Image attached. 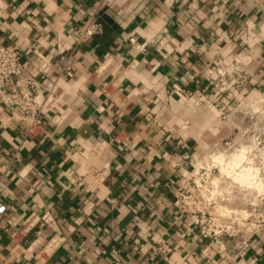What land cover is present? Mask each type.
Listing matches in <instances>:
<instances>
[{"label":"crops","instance_id":"1","mask_svg":"<svg viewBox=\"0 0 264 264\" xmlns=\"http://www.w3.org/2000/svg\"><path fill=\"white\" fill-rule=\"evenodd\" d=\"M93 1L0 0V43L56 83L38 134L0 106V264H264V235L241 250L211 242L177 203L186 156L225 142L220 113L264 92V0H106L102 34L75 48ZM217 54L258 61L233 96L206 89ZM61 56L72 77L54 68ZM5 219L29 231L14 240Z\"/></svg>","mask_w":264,"mask_h":264},{"label":"built area","instance_id":"2","mask_svg":"<svg viewBox=\"0 0 264 264\" xmlns=\"http://www.w3.org/2000/svg\"><path fill=\"white\" fill-rule=\"evenodd\" d=\"M106 0H94L93 5L87 15V19L72 32V41L75 48L87 44L94 37L101 35L103 27L100 18V11L103 9ZM129 42L136 50H141L144 46L134 38H129ZM258 61L250 56H245L239 60L227 62L225 57L217 54L208 68L207 82L208 89L211 87L216 91L226 92L229 96H233L235 89L242 86L255 77L254 72L250 69L256 66ZM54 68L62 75L72 77L76 72V66L71 62L70 57L61 56L53 62ZM55 85L53 80H47L45 76L38 78L35 77L21 61L20 54L16 49H9L0 43V106L6 107L16 120L25 126L26 134L35 135L42 131L43 120L42 114L45 110L52 109L56 102ZM174 92L180 98L186 99L185 91L174 86ZM251 96L253 99L257 95L247 94L243 99L234 107L229 110H224L220 113L223 121L228 120L229 114L237 112V109L244 103L246 99ZM263 99L257 100L255 103L261 104ZM228 143L227 141L225 142ZM223 155H211V151L205 154L198 155L191 153L186 156V159L192 168L190 176L184 180L178 189L177 203L179 212L185 217L188 230L194 232L198 230L201 235L208 238L211 242L219 244L223 239L221 233L224 231V225L218 224V231L206 232L202 225L205 222H218L219 219L225 217L224 214L216 215V211H209L204 202L201 200L203 188V180L209 177L207 174V166L209 161L219 162L224 158ZM14 158L19 160L21 158L20 151H16ZM230 159V156L228 157ZM262 158H264V151H262ZM260 157V163L263 159ZM221 168V167H220ZM222 170V168H221ZM206 176V177H204ZM6 188L5 181L0 179V219L6 218L7 207L3 202V193ZM206 208V209H205ZM235 214V213H234ZM233 215V214H232ZM231 218V216H228ZM236 216V215H234ZM243 217V216H242ZM7 219V218H6ZM5 219V220H6ZM8 223L7 232L14 240H18L21 234L29 231V219L23 223L22 228H12V222L6 220ZM257 227V228H255ZM264 235V226H253L252 229L246 232L240 242L236 245L238 250H241L246 243L253 239ZM165 245H161L154 249L156 254L164 251ZM220 251L223 247L220 245ZM38 260H42L39 253L36 255Z\"/></svg>","mask_w":264,"mask_h":264},{"label":"rangeland","instance_id":"3","mask_svg":"<svg viewBox=\"0 0 264 264\" xmlns=\"http://www.w3.org/2000/svg\"><path fill=\"white\" fill-rule=\"evenodd\" d=\"M260 99L263 101L257 105L255 102ZM228 114L230 115L227 120L228 143L225 141L218 144L211 151V155L225 157L220 163L209 161L206 176L210 175L207 180H203L201 192L203 197L201 200L205 207L209 211H216L215 217L222 214L225 217L219 219V223L217 220L214 223L205 222L202 228L206 232H212L218 231V224L224 225L221 238L239 241L254 225L264 226V168L259 159L264 151V92L253 99L250 96L236 113ZM255 155L258 158L253 160V163L256 162L262 171H248L250 167L258 169L254 164H246L249 162L248 159L251 160ZM237 161L240 165L236 164ZM237 173L240 177H236ZM247 173L250 174L252 187L243 181Z\"/></svg>","mask_w":264,"mask_h":264},{"label":"bare ground","instance_id":"4","mask_svg":"<svg viewBox=\"0 0 264 264\" xmlns=\"http://www.w3.org/2000/svg\"><path fill=\"white\" fill-rule=\"evenodd\" d=\"M243 157V156H242ZM254 158H252L251 160L250 159H248V161L249 162H247L246 164H250V165H252V164H254V166L256 167H258V169H255V168H253V167H250L251 169H248V171H252V170H260V171H262L261 169H259V166L256 164V162H254L253 163V160H255V159H257L258 157L255 155V156H253ZM260 157L262 158V154L259 156V159H260ZM263 159V161H262V163L264 164V158H262ZM261 161V160H260ZM243 162V161H242ZM236 163V162H235ZM237 165H240V162L239 161H237V163H236ZM242 164V163H241ZM264 168V167H263ZM243 170L241 169L240 170V172H242ZM247 171V172H248ZM227 173H229V172H227ZM245 175V174H244ZM249 173H247L246 175H245V177H244V179H243V181L245 182V183H248V185H250L251 184V179H250V177H249ZM258 176V175H257ZM236 177H240V174L239 173H237V175H236ZM239 179V178H238ZM258 179V178H257ZM241 180V179H240ZM243 182V183H244ZM257 183V182H256ZM254 184H255V182H254ZM251 186V185H250ZM252 187V186H251ZM258 187V186H257ZM230 216V215H229Z\"/></svg>","mask_w":264,"mask_h":264}]
</instances>
